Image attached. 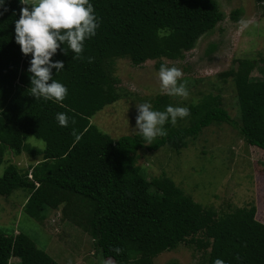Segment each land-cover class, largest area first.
Returning <instances> with one entry per match:
<instances>
[{"label":"trees","instance_id":"trees-1","mask_svg":"<svg viewBox=\"0 0 264 264\" xmlns=\"http://www.w3.org/2000/svg\"><path fill=\"white\" fill-rule=\"evenodd\" d=\"M264 7V0H255ZM98 18L96 34L86 39L80 56L67 49L51 58L64 62L53 79L66 86L63 101H45L30 95L31 54L24 55L14 39V22L23 5L6 0L0 8V164L7 149L14 154L40 155L27 170L8 164L0 176V195L27 191L24 211L37 220L60 210L62 219L80 226L94 240L105 264H154L165 251L187 244L199 253L201 264L220 258L225 264H264V221L257 218L255 203L218 212L194 200L172 179L148 177L138 163L139 150L186 148L213 124L227 123L242 141L264 150V56L259 61L237 59V66L219 73L232 77L239 105L234 118L220 93H203L187 108L189 115L175 125L165 123V136L147 144L134 133L112 138L92 123L104 106L123 93L115 75L118 58L140 66L163 58H183L199 38L212 32L225 14L217 0H91ZM28 7V6H27ZM231 18L239 20L241 9ZM63 47V45H61ZM210 44L208 52L214 51ZM171 96L151 100L156 110L173 104ZM68 117L66 126L56 113ZM35 137L44 147H32ZM119 248V253L113 249ZM59 264L35 240L23 233L0 232V264ZM165 264H179L170 260Z\"/></svg>","mask_w":264,"mask_h":264},{"label":"rangeland","instance_id":"rangeland-1","mask_svg":"<svg viewBox=\"0 0 264 264\" xmlns=\"http://www.w3.org/2000/svg\"><path fill=\"white\" fill-rule=\"evenodd\" d=\"M217 1L225 16L214 30L202 35L183 58H163L161 61L181 70L178 83L182 80L189 93L187 97L171 96L173 106L187 107L203 93H220L224 107L238 118L233 78H224L219 73L236 67L237 59L259 61L264 56V7L255 0ZM235 8L241 9L238 21L230 16ZM210 44L216 45L212 52H208ZM156 63V60H148L136 66L128 58H118L115 75L120 80L123 95L92 116V123L114 139L138 133L135 129L136 104L145 101L151 104V100L161 94ZM253 75L264 77L258 70ZM27 142L32 147H44V142L35 137L28 138ZM138 153V163L146 167L149 178L168 177L194 200L218 212L255 203L257 218L264 221V150L242 141L231 125L213 124L179 151L165 146L157 151L140 149ZM40 158L38 154L30 156L23 152L17 155L7 149L0 164V176L10 163L27 170L30 163ZM26 194V190L17 189L10 196L0 195L1 233L23 232L31 236L59 264L106 263L97 253L89 233L70 220L62 219L59 209L49 212L40 224L29 216L23 209ZM199 259L196 250L182 243L160 254L154 264H165L170 260H177L179 264H201ZM18 262L16 257L11 259V264Z\"/></svg>","mask_w":264,"mask_h":264},{"label":"clouds","instance_id":"clouds-1","mask_svg":"<svg viewBox=\"0 0 264 264\" xmlns=\"http://www.w3.org/2000/svg\"><path fill=\"white\" fill-rule=\"evenodd\" d=\"M5 3L6 0H0V8H4ZM18 3L23 7L14 22V39L22 54H31L27 68L30 73V95L35 99L61 102L67 88L53 79L52 70L60 72L64 69V62L51 58L58 49L67 54L65 45L73 54L72 59L80 56L85 40L93 37L99 27L93 4L91 0H18ZM157 76L161 94L188 96L185 83L182 80L178 83L182 76L180 69L161 63ZM136 108L135 129L147 144L167 134L163 127L166 122L175 125L178 118L189 115L187 107L171 104L166 105L163 111L153 109L147 101L136 104ZM55 120L63 127L67 125L69 117L60 112L56 113ZM113 250L117 253L120 251L119 248ZM212 264H225V261L216 258Z\"/></svg>","mask_w":264,"mask_h":264},{"label":"crops","instance_id":"crops-1","mask_svg":"<svg viewBox=\"0 0 264 264\" xmlns=\"http://www.w3.org/2000/svg\"><path fill=\"white\" fill-rule=\"evenodd\" d=\"M39 161H40V159L38 161L34 162V163H38Z\"/></svg>","mask_w":264,"mask_h":264}]
</instances>
